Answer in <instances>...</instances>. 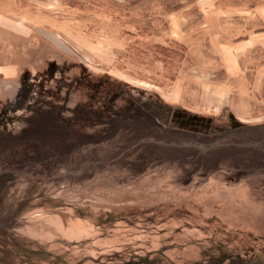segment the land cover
<instances>
[{"label":"rangeland","instance_id":"1","mask_svg":"<svg viewBox=\"0 0 264 264\" xmlns=\"http://www.w3.org/2000/svg\"><path fill=\"white\" fill-rule=\"evenodd\" d=\"M17 2L0 264H264V0Z\"/></svg>","mask_w":264,"mask_h":264},{"label":"crops","instance_id":"2","mask_svg":"<svg viewBox=\"0 0 264 264\" xmlns=\"http://www.w3.org/2000/svg\"><path fill=\"white\" fill-rule=\"evenodd\" d=\"M13 2L14 5H17V0H9V3ZM9 3H6L7 5H9ZM9 8L7 7V9H2V5H0V28L3 24V19L4 16L6 18V20L8 19V14H9ZM19 68L17 66H12V65H0V81L3 80L2 77L4 78H12L13 76L16 75V73L18 72ZM233 71L236 70V67L234 66ZM230 71V70H229Z\"/></svg>","mask_w":264,"mask_h":264}]
</instances>
